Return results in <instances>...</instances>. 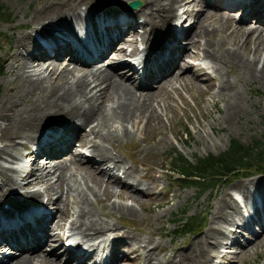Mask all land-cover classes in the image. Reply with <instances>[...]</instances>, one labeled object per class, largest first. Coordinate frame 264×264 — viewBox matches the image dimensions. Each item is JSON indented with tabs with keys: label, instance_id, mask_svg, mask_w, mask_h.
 <instances>
[{
	"label": "bare ground",
	"instance_id": "bare-ground-1",
	"mask_svg": "<svg viewBox=\"0 0 264 264\" xmlns=\"http://www.w3.org/2000/svg\"><path fill=\"white\" fill-rule=\"evenodd\" d=\"M120 1H46L37 6L38 10L32 11L30 17L33 21L40 16L38 12L48 13L64 6L67 8L60 15L70 10L75 17L82 15L84 21L73 28L68 17L64 19L68 21L67 25L63 26L59 17L54 16L45 22L54 25L53 30L38 25L33 29L35 36L20 31L15 36L12 52L0 59V69L1 66L5 68L12 81L10 86L7 85L8 93H3L0 105V175L7 178L0 180V204H6V208H0V248L7 245V253L0 254V264H69L71 259L76 260L74 264H113L117 258L125 256L118 248L120 243L130 245L129 251L133 253L132 260L121 264H134L137 260L141 264H212V257L226 260L227 264L230 253L235 258L238 254H245L244 251H253L259 244L255 237L264 232V179L257 177L235 183L230 191L216 194L205 230L192 238L185 248L162 251L165 244L155 241L152 235L138 236L130 231H120L118 236L108 239L106 246L102 242L104 237L96 240L112 226L88 208L98 203L99 198L101 201L111 196L145 200L148 209L166 203V211L170 212L179 204L178 200L183 201L189 195L184 194L179 199L177 189L168 198L171 184L163 186L162 191L156 189L157 179L168 178L164 173H154L153 165L164 167L163 159L152 164L143 161L149 172L136 174V179L135 167L125 166L120 156L112 151L119 139L130 137L131 129L128 130L127 124L133 127L142 118L146 122L152 113L159 116L151 104L164 86L171 81L187 83L190 79L197 87H202L201 90L209 91L215 85L217 95L225 99L221 119L227 124L248 110L238 81L260 83L264 87V30L248 28L246 24L253 21L264 26V0H204L203 4L202 0H146L145 6L138 10L121 7L123 3ZM235 13L240 15L238 19H234ZM186 17L195 19L182 26ZM173 23L175 27L169 26ZM135 24L143 25L148 35L143 37L140 54H135L129 61L126 55L134 54V50L127 53L116 44L128 41L131 33L134 35ZM190 28L191 33L188 32ZM218 30L221 34L214 40L212 34ZM85 33L87 38L84 41L79 35ZM155 35L162 40L155 39ZM187 35L188 44L178 43L183 41L179 40L180 37ZM133 38L130 43L135 42ZM105 52L109 63L118 68L111 73L98 72L103 60L96 58ZM59 55L73 62L71 68L58 71L54 61ZM88 61L91 65L84 70L83 65ZM135 62L142 65L136 75L132 64ZM42 63L48 64L46 69L36 72ZM222 64L236 67L234 78L221 73ZM174 66L178 67L177 73L171 71ZM48 67L50 70L46 72ZM74 71L80 72L75 74ZM50 75L54 79H49ZM160 75L162 77L155 84L157 90L148 89V81H154ZM134 87L144 91L136 92ZM251 103L252 100H248V105ZM88 126L89 130L85 131ZM73 138H78L79 151L74 149ZM27 143H31V150L18 153L17 146ZM38 153L45 158L37 157ZM23 157L28 159L26 167L21 169ZM117 170L122 178L131 180L121 179L115 173ZM9 171L12 174H5ZM75 172L81 174V180L75 185L79 187V196L68 202ZM89 179L103 185L104 197H100L88 183ZM36 183L43 184L42 191L25 188ZM233 191L241 196L245 205L252 206L250 213L246 207L243 213L240 211L238 197L233 198ZM251 196L257 205L251 201ZM45 203H53L56 219L52 209H43ZM107 204L112 212L114 209L128 214L133 212V203L112 201ZM32 211L36 212L33 217L28 215ZM234 214L239 215L237 219L231 217ZM244 215L248 217L245 219ZM64 216L71 219L66 224L65 237L59 232ZM219 221L223 222L222 226L216 225ZM238 223L252 233L247 232L249 237L243 242L229 236L225 226ZM252 224L258 225L255 232L251 230ZM156 234L161 236L163 232ZM73 235H78L77 242L85 245L84 248L76 243L74 246L80 249L65 246L60 251L58 243ZM125 238L133 241L132 246L131 242L124 241ZM44 245L51 247L46 249ZM233 245L237 251L231 252ZM217 246L224 249L219 251ZM98 249L104 250V259L85 263V259L91 258ZM17 250L19 252L15 255ZM214 251L221 252L220 256ZM61 252H64V258L60 261Z\"/></svg>",
	"mask_w": 264,
	"mask_h": 264
},
{
	"label": "rangeland",
	"instance_id": "rangeland-1",
	"mask_svg": "<svg viewBox=\"0 0 264 264\" xmlns=\"http://www.w3.org/2000/svg\"><path fill=\"white\" fill-rule=\"evenodd\" d=\"M46 1H51V0H0V2H2L3 5L6 6L7 17L9 18V20H0V59L5 57L8 53L10 54L12 52V46L16 42L15 36L20 31L26 34L30 33L33 34V36H35L36 33L33 29L38 25H45L46 27L50 28L49 30H53L52 28L54 27V25L45 24V22L50 21V18H53L54 16L59 17L58 21L59 22L62 21L63 26L67 25L65 23H68V21L64 19L68 17L70 24L73 25V28H75V26L79 27L80 23L84 21L82 15L75 17L73 15L74 13L70 10H66L60 15V12H62L64 8H67L66 6H64L62 9L61 7H58L54 10H51L48 13H46L45 11L38 12L40 16L35 21H33L32 18L30 17L32 11L38 10L37 6H42ZM127 1L129 0H121L120 2L123 3L121 4V7L128 8L126 7ZM145 1L146 0H140V4L137 7L130 9L128 8V9L138 10L139 8H141V6L142 7L145 6ZM201 3L203 4L204 0H202ZM65 4L66 3H63V5ZM202 7L204 6L202 5ZM207 9L210 12L211 11L213 12V9L211 7H207ZM70 12L71 15H69ZM239 17H240L239 13L234 14V19H238ZM193 19L195 18L186 17L184 20L185 24L182 23V26L191 24ZM170 22L171 21H169V23ZM256 23L257 22H253V21L246 22L248 28H256L259 31L264 30L263 25H258L259 23L258 24ZM20 25L21 26L24 25V26L20 27ZM171 25L172 24H169V26ZM134 27H135V29H133L134 35H132L133 33H131V35H128L130 36V38L134 37L133 38L135 40L134 43H130V38H129V40L126 42L120 41L116 44V46L119 45V48L126 51L127 53H130L132 50H135L139 46H142L144 44L143 37L148 35V32L143 25L135 24ZM213 27H211V29ZM191 30L192 29L190 28L188 32L191 33ZM220 34L221 32L219 30L215 31L212 34V38H214L215 40L220 36ZM154 38L159 39L157 35H155ZM231 38L232 37L230 36L229 40H231ZM188 39H189L188 35L184 37L182 36L179 38V40H183V41L182 42L178 41V43L188 44L187 43V41H189ZM103 57H106V52L101 56H99L100 58L99 61L103 60L102 62H106V63L105 65L101 64L100 66H98V68H101L98 70V72L111 73L113 72V69H118L117 67H114L112 64L111 66L107 64L109 63V60L108 59L106 60V58ZM54 62L56 63V67L58 68V71L64 68H71L73 64V62L64 59V55H59V57H57V59ZM42 64H41L42 66L39 65V67L37 68L35 67L36 72H38L39 70L43 72L46 69V66L48 64L45 63ZM86 66L87 65H83V69L85 68L84 70L87 69ZM171 69H172L171 71L174 70V73H177L178 71V67L175 66L171 67ZM49 70L50 69L48 67L46 72H48ZM235 71H236L235 66L227 67L224 64L221 65V73L224 72L230 78H234ZM79 72L80 71H74L75 74H78ZM136 74L137 73H134V75ZM161 77L162 75H160L154 81H148L147 88L152 90H157L155 84L158 83V79ZM49 79H54L53 75H50ZM11 84L12 81L10 82V76L6 74L5 68H2L1 66L0 105L2 102V96L8 93L7 88ZM238 84L242 89L243 93L245 94L246 97L245 103L247 104L245 105L248 110H246V112L244 113H241L238 116V118H236L235 120L232 119L229 124H227V122L221 119L223 113L225 112V104H224L225 99L224 96L217 95V87L213 85L209 91L201 90L199 88L202 87H197L192 79H190L187 83L183 81L180 83L171 81V84H167L166 86H164L162 91H160L157 95H155L151 105L155 108V111L158 112L159 116L152 113V115L149 117V119L146 122H144L142 118V120L137 124H135V126L133 127L127 124V127L129 126L128 130L131 129L130 137L126 139L124 138L119 139L117 141V146H114V150H112L113 152H115L120 156V158L123 160L122 161L123 164L125 166L133 165V167H135V172H134L135 176L136 174L146 175L148 174L149 171L147 167L142 164L143 161L152 164L153 162L163 159L164 167L159 168L153 165L154 173L155 172L157 174L164 173V175L166 174L168 178L167 180H165L164 177H160L159 179H157L155 184L156 189H160L162 191L163 186H167L171 184L172 186L168 189L167 192L168 198H170L171 195L174 193V191H177V189L180 192L179 195L177 196L179 197V199H182L184 194L188 193L189 195L185 197L183 201L178 200L179 204L174 206L170 212L166 211L167 208L166 203L164 205L158 207H152L148 209L146 207L148 203L145 200L132 201L127 197L120 198V197L111 196L109 199L107 200L102 199L101 201L99 198L97 199L98 203L95 204L92 203L94 206H90L88 208L94 210L96 217L107 221L109 224H112V226L106 229L105 232L101 236L97 237L96 240L101 239L103 237L111 238L118 236L120 231L121 232L130 231L131 233L135 232V234H137L138 236H144L148 234L152 235L155 241H159L161 244H165V247H163L162 251L167 250L168 252L170 251L172 252L176 249L185 248L188 245V242L192 238L199 236L205 230V227L207 226V223L210 220V208L213 207L215 203L216 194L218 195L220 192L230 191V188L235 183L249 181V179L253 177H257V179H264V172L258 174H252L249 176L239 175L233 177L228 182L218 183L213 185L212 187L206 188L203 191H198V188L194 184L185 185V183L176 181L175 179L172 178L171 174H169L165 170V167L167 168L169 166V160H171L170 154L171 153L173 154V152L176 151L180 152L188 160H191L196 155H204L206 153H216L223 150L227 146L230 138L238 139L241 142H249L252 139H259L261 142H264V87L260 83H258V85L254 83L243 84L241 81H238ZM134 89L136 90V92L144 91V89L139 87H134ZM248 100H252V103L249 105H248ZM0 123H1V118H0ZM89 128L90 126L86 127L85 131H88ZM73 140L72 141L74 143L73 144L74 149L79 151L80 147L78 146L79 142H77L78 138H73ZM30 144L31 143H27L24 146H17L16 148L17 152L25 153L27 151H30L31 150V148L29 147ZM131 161L133 162V164L131 163ZM21 169H24V166H22ZM115 173H117L121 179H127V181L131 180L128 178H122V175L118 170ZM5 174L9 175L12 173L9 171L6 172ZM79 174L80 173L78 172H75L73 174L74 183L72 185L73 187L71 186L72 187L71 193L69 192L67 196L68 202L69 199L73 201L78 199L79 187H75V185L79 180H81V174L80 175ZM5 179L7 178H4V176L0 175V180L4 181ZM76 179L78 180L76 181ZM85 179L87 178L85 177ZM91 180L92 179H89L88 183L98 192L100 197L102 196L104 197L101 190L103 185L101 183H98L97 181L93 182V180L92 181ZM25 188L28 189L37 188V190L42 191L43 184L41 183H36L35 185L30 184L27 187L25 186ZM6 192L9 191H5V193ZM74 193L75 195H73ZM232 195L234 198L235 197L234 191L232 192ZM204 198H205V202L200 203V201L203 200ZM112 201L115 203H120V202H128L131 204L133 203L132 204L133 212L128 214L124 211H117L116 209H114L115 211L112 212L113 210L110 209L109 205L107 204V202H112ZM242 201L244 202V200ZM206 202H209V205L206 206ZM243 202L238 201L239 204L238 203L237 204L240 205V209L244 211V207L241 206L243 205ZM194 204L197 205L194 207ZM0 208L1 209L3 208L2 204H0ZM43 209H52L54 211L55 206L53 205V203H47V204L45 203ZM134 209H136V212L138 211L139 213L138 212L135 213ZM54 215H55L54 219H56V212ZM237 216L239 215L234 214L231 217L237 219ZM187 217L201 218L202 219L201 229L197 232H192V233L181 232V229L177 224L178 220L180 218H182L183 220ZM63 218L64 219L62 220V228L59 230V232L62 234L64 233V237H65V235L67 234L65 233V229L67 227L66 224L69 223L71 219H69V217L67 216H64ZM222 223L223 222L219 221L217 222L216 225L222 226L221 225ZM253 226L257 227L258 225L256 224ZM158 231H162L163 235L158 236V234H156ZM236 231H237L236 232L237 239L240 242H243V237L241 234L248 236L246 230L243 228H237ZM229 234L232 235L233 233L229 231ZM71 237L72 238H66V239L63 238L62 241L58 243L59 246H57V248L60 247L59 248L60 251L61 250L63 251V248L65 246H72L74 248H77L74 246V244L78 243L77 242L79 240L78 235H73ZM90 240H87V242L88 241L90 242ZM221 240L223 241L225 239L221 238ZM255 240L256 242H259V244L256 246L255 249H253V251L252 250L244 251L246 252L245 254L243 253L238 254V257L235 258L232 257L234 256V254L230 253L231 256L228 258V260L230 261L227 262V264H260L261 262H263L264 232L258 234L255 237ZM124 241L131 242V246L133 244V241L129 238H125ZM78 244L80 245V243ZM44 246L46 249H50L51 247L49 245H44ZM225 247L227 246L225 245ZM118 248L119 250H121L122 253H124L125 256L121 258H117L115 262H113V264H118L120 262L122 263L128 260H132L131 258L133 256V253L129 251L130 245H127L125 243H120L118 244ZM216 248L219 251L224 249L222 247L218 249V246ZM230 250L231 252L232 250L237 251L236 245L230 247ZM219 251H214V254L216 255L217 253L220 256L221 252ZM160 252L159 255L161 254ZM63 253L64 252H61L60 254V261L64 258ZM212 258H213L212 264H222L221 262L226 264V262H224L226 260L219 261L218 257H212ZM221 259L222 258L220 257V260ZM75 261H76L75 259H71L69 260V264H74ZM90 262L91 260L89 261L88 258L85 259V263H90ZM134 264H141V262L137 260V262H135Z\"/></svg>",
	"mask_w": 264,
	"mask_h": 264
},
{
	"label": "trees",
	"instance_id": "trees-1",
	"mask_svg": "<svg viewBox=\"0 0 264 264\" xmlns=\"http://www.w3.org/2000/svg\"><path fill=\"white\" fill-rule=\"evenodd\" d=\"M0 20H9L7 8L0 2ZM169 166L165 170L176 181L185 185L194 184L203 191L215 184L228 182L235 176H249L264 172V142L252 139L241 142L230 138L227 146L216 153L196 155L188 160L180 152L170 154ZM181 232H197L202 227V219L187 217L178 220Z\"/></svg>",
	"mask_w": 264,
	"mask_h": 264
},
{
	"label": "water",
	"instance_id": "water-1",
	"mask_svg": "<svg viewBox=\"0 0 264 264\" xmlns=\"http://www.w3.org/2000/svg\"><path fill=\"white\" fill-rule=\"evenodd\" d=\"M140 4V0H129L126 3V7L130 8H134L137 7Z\"/></svg>",
	"mask_w": 264,
	"mask_h": 264
}]
</instances>
